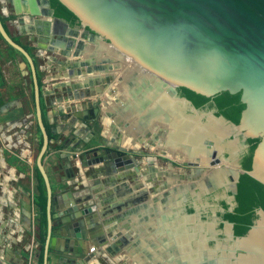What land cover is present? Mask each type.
<instances>
[{
	"label": "water",
	"instance_id": "obj_1",
	"mask_svg": "<svg viewBox=\"0 0 264 264\" xmlns=\"http://www.w3.org/2000/svg\"><path fill=\"white\" fill-rule=\"evenodd\" d=\"M16 1L19 8L20 0ZM59 1L78 18L79 27H71L55 16L49 0H22V4L26 13L32 17L46 15L51 18L50 23L44 24L43 39L67 48L76 43L77 48L80 43L76 37L80 35L83 40L96 44L104 56L99 54V59L94 61L98 63L107 59L115 80L114 84L106 86L105 89H109L113 95L105 100H113L121 106L118 118L124 121L129 102L123 96L130 94L133 97L131 105L134 107L138 102L137 112H144V115L134 127L129 125L130 120L125 123L129 125V130H125L127 137L123 136L120 144H109L102 135L98 137L92 132L90 120L94 116H86L92 110L95 114L98 112L97 102L89 100L87 105L83 101L71 104L72 111L67 110L61 115L68 119V135L79 141L70 148L72 153L67 157L77 160L80 167L88 166L87 171L91 172L93 178L102 177L96 182L99 184L102 181V186L82 192L78 190L77 193L68 186H63L53 192L42 162L50 139L42 119L40 86L34 57L11 37L0 18V37L24 57L33 84L35 118L42 136L35 162L46 189L47 234L43 246V264H47L49 245L58 252L63 264H96L92 262L93 254L87 251V243L97 242L99 247L108 244L111 224L124 217V213L119 212L108 215L113 209L120 210V203L110 204L122 193L115 195L102 189L126 179L132 174V169L134 173L140 171L141 160L135 157L136 150L129 148V145L134 142L138 144L141 137H155L153 145L159 139L156 152L165 157L169 165L172 166L175 161L194 166L189 178L198 181L196 185L200 190L196 194L203 192L205 183L212 188L218 184L212 182L211 172L221 168V164L225 165L220 170L222 178H226L229 167L232 170L235 168L239 136L243 139H257L250 169L233 171L230 186L232 193L236 194L241 173H247L264 185V0ZM43 4L46 8L42 7ZM40 23L41 21L37 22ZM86 47L87 45L84 50ZM138 77L141 81H138ZM101 83L100 79L94 78L90 86L95 84L96 88L91 86L89 91L85 90L88 87L85 82H76L72 87L74 91L84 89L80 94H93L96 89H104ZM177 88H185L207 98L221 92L240 93L239 101L244 107L240 111L238 122L228 123L223 116L217 117L227 128L220 140L232 144L235 147L233 153L228 149V155L223 156L224 148L216 149L213 135L201 138V150L205 154L203 159L196 153L185 156L184 153L190 151V146L182 142L177 144L179 151L169 153L163 147L169 117L165 118L162 125L151 120V127L142 132V119H154L164 113L157 102L161 97L179 104L182 107L181 114L195 119L199 124L215 119L208 112V119L202 122L204 114L199 113L194 106L191 108L192 112L186 113L187 103L190 101L177 95ZM10 103L1 106V113L11 111ZM81 106L87 111L83 116L78 110ZM132 111L129 108V113ZM84 128L91 131L87 139L74 132L84 131ZM229 136L232 139L226 140ZM218 155L220 157L216 164L210 162V158ZM229 162L233 165H228ZM80 167L77 169L80 170ZM56 204L60 205L57 210L59 217L54 219L52 212ZM22 207V219L30 227L31 202L28 205L22 204ZM98 207L103 210L99 212ZM255 213L256 219L243 235H233L229 231L233 223L228 220L222 222L228 229L225 243L217 240L216 246L210 247V251H220L227 263H222V257L203 260V263L264 264V209L258 207ZM53 227H57V230L52 229ZM54 238L59 239L56 245L53 244ZM219 245H222L221 248Z\"/></svg>",
	"mask_w": 264,
	"mask_h": 264
},
{
	"label": "crops",
	"instance_id": "obj_2",
	"mask_svg": "<svg viewBox=\"0 0 264 264\" xmlns=\"http://www.w3.org/2000/svg\"><path fill=\"white\" fill-rule=\"evenodd\" d=\"M16 2V0H0V18L11 37L34 57L37 66L42 119L50 139L42 162L52 191L57 192L63 186H68L77 193L78 190L82 192L102 186V181L96 184L97 180H101L102 177H98L101 179L93 178L91 172L87 171L88 166L80 167L77 160L67 157L72 153L70 148H73L79 139L68 135L69 130L66 129L68 119L61 115L67 110L72 111L71 104L73 103L80 104L83 101L87 105L89 100L97 99V91L93 94L91 92L80 94V91L71 90L70 93L68 90L74 83L90 77H99L102 73L81 70L82 72L78 74L72 70L74 73L70 74L71 70L62 66L61 62L64 59L79 62L85 58L94 61L99 59V54L102 56L104 54L100 52L96 44L88 40H85L87 49L83 54H77L75 45L69 49L51 43L47 39L45 41L37 40V38L44 37V32L39 27L42 26L43 21L50 23L51 18L46 15L32 17L26 13L22 0L18 1L19 8ZM38 21L41 23L37 24ZM51 26L52 23L50 28ZM81 39L83 40L80 35L76 37L77 41ZM64 51H66L65 54ZM88 54L90 55L87 56ZM114 81L113 79L111 84H114ZM125 98L131 100H128L129 107L128 104L126 106L128 113L123 118L127 123L130 120L129 125L134 127L144 112L138 114L139 104L136 102L134 107L131 105L133 97L130 94L124 95L123 99ZM9 102H11V111L1 113V106ZM157 102L159 106L166 109L167 105L162 98ZM79 108V114L85 115L86 108L83 106ZM129 108L133 110L131 113H129ZM120 110L121 106L113 100L111 102L105 100L102 104L104 119L101 123L104 129L102 128L103 133L99 136L103 134L110 144L119 143L123 138L112 133V130L117 127V122L108 116L112 113L118 116ZM169 110L171 113H175L173 121L177 116L182 115V107L177 103L171 105ZM151 120L159 123L156 119ZM190 120L198 123L193 118ZM141 121V128L142 125L149 124L145 120ZM150 123L152 124L151 121ZM82 125L85 126L83 123ZM129 125L118 127V129L129 130ZM96 126V122H91L92 129ZM218 126L223 125L218 124ZM212 128L213 126L210 127V130ZM74 132L85 139L91 134V131L86 128L84 131L74 130ZM219 134L218 132L217 135L220 139ZM180 135V131L173 130L168 135L167 142L175 147V144L179 143ZM41 137L35 118L33 84L28 64L18 51L10 47L0 37V264H26L31 245L33 244L35 249L39 246L36 237L32 236L31 225L29 227L28 222L22 219V210H24L22 204L28 205L31 202L32 221L35 216L33 200L38 182L35 160ZM125 137L127 136L125 135ZM133 145L131 143L129 146ZM151 149L153 150V147ZM149 161H152L154 166L153 172L151 171L153 177L159 171L164 170L155 159L149 158L146 161L143 157L140 161L141 169L136 172L134 181L123 179L108 185L107 189H102V191L106 190L115 195H118V192L122 193L121 196H116L110 204L112 206V204L120 203V210L113 209L108 215L119 212L124 213V217L123 220L111 224V236L107 237L108 244L99 247L97 242L87 243L88 253L93 254L92 262L96 264H198L192 249V237L186 226L187 218L181 228L176 211L172 207L174 200L172 196H168L164 204L161 200V193L155 191V185L146 181L149 174H142L141 170H144V166ZM77 167H80V170ZM171 169L168 167L169 172L172 171ZM167 179L169 186H172V178ZM142 192H147V195L143 197ZM145 206L146 208H144ZM59 207V204L54 207L52 212L54 219L59 217L57 211ZM101 210L103 208L98 207V211L101 212ZM52 229L57 230V227ZM57 240L59 239L54 238V245L57 244ZM35 259L37 264V254ZM47 264H63L58 252L50 245Z\"/></svg>",
	"mask_w": 264,
	"mask_h": 264
},
{
	"label": "flooded vegetation",
	"instance_id": "obj_3",
	"mask_svg": "<svg viewBox=\"0 0 264 264\" xmlns=\"http://www.w3.org/2000/svg\"><path fill=\"white\" fill-rule=\"evenodd\" d=\"M49 6L50 5V0H49ZM43 8H46L44 4L42 5ZM52 8V7H51ZM53 9V8H52ZM54 11V10H53ZM44 24L45 21H43L41 30L44 32ZM72 27V26H71ZM42 39V40H41ZM37 40L45 41L43 37L37 38ZM89 42H92L88 40ZM77 42V41H76ZM80 44L76 48V52L83 54L86 50L85 48V40H79L78 41ZM76 46V43L74 44ZM70 49V48H69ZM41 53V52H40ZM66 51H64V54ZM42 54V53H41ZM88 54L87 56H89ZM62 66L64 65L66 68L71 70V73H74L72 70L76 71V73L80 74L82 71H87V72H92V71H98L101 72L102 75L99 77H94L98 78L102 81L101 87L104 88L103 90H98V97L95 100L97 102L98 106V112L95 114L94 111H90L86 116H91L93 115L94 118L90 120V122H96V128L92 130V132L96 135L99 136V134L103 133L104 126H102V120L104 119V116L102 115V104L105 101V98H110L113 94H110L111 91L107 88L106 86L111 84V81H113L112 75L110 73L109 69V61L107 59H102L101 62L96 63L95 61L88 60L85 58L84 60H79V62L76 61H71V60H63L61 62ZM37 67V66H36ZM82 70V71H81ZM38 71V70H37ZM94 78H86L83 81L80 82H85V85L88 86L86 87L85 90H91V86H95V84H92L90 86V82L94 80ZM71 90L74 91L73 87L68 90V92L71 93ZM77 91L83 92V90L78 89ZM95 91V92H96ZM177 95L180 97H185L188 99L187 103V108H186V113L192 112L191 108L194 106L196 107L192 100L189 99L188 97L181 95L178 88L176 89ZM71 95V94H70ZM73 95V93H72ZM214 97V96H213ZM213 97H210L206 102L203 103L202 107H196L198 109L199 113H203V117L201 121H206L208 119L207 113L211 112L214 116L215 119L217 120L218 116H223L221 114H218V111L215 106L211 107L210 104L213 103ZM131 100L130 98L127 99ZM108 101V100H107ZM109 102V101H108ZM214 104V103H213ZM82 116L84 114H81ZM109 117L114 118V121L117 122V127L112 130V133H114L115 136L118 137H123L125 136V129L120 130L118 127H123L125 123L123 120L119 119L116 114H108ZM224 117V116H223ZM225 118V117H224ZM228 123H235L234 121L225 118ZM109 121V120H108ZM160 125L163 123L159 122ZM169 127V125L167 124ZM151 127V123L149 124H144L142 125V130H146L147 128ZM103 128V129H102ZM103 136V134H102ZM155 136V135H154ZM104 137V136H103ZM154 138H149V137H141L140 141L135 143L136 145L129 146V148H133L136 150V158H139L140 160L143 159V157L146 159H155L160 166L164 168L163 171H159L156 175H152L151 171L153 172V165L152 161L148 162L146 166H144V170L142 171V174H149L148 177H146V181L155 185V191L161 193V200L165 204V202L168 199V196H172L173 200V208L175 209V213L178 216L179 223L182 228V224L187 218V229L188 233L191 235V243H192V249L194 250V257L197 259L196 262H199V264H204L203 260H211L221 258V252L216 251L211 252L210 247L216 246V241L224 242V238H226V232L228 229L225 227V225L222 223L225 219V214L227 212H233L235 207H236V199H235V194L232 193L231 191V184H232V175L233 171H239V169L243 168L242 167V160L246 156V153L248 152L249 144L247 142V139H243L241 136L238 137V144L239 147L237 148V154H236V161L237 165L235 168L232 170V167H229L230 171L228 172L226 178H221V182L219 184H215L214 188L211 187L209 184H204L203 185V192L200 194H196L195 192H198L200 190V187L196 185V182H198L195 179H190L189 176H191L194 166L190 165H184L178 162L173 161L172 166L169 165L167 159L165 157L160 156L153 148L151 149L152 146H154ZM106 139V138H105ZM232 137L229 136L226 140H231ZM107 141V140H106ZM122 141V138H121ZM165 141V139H164ZM133 143V144H134ZM110 144V143H109ZM117 144H120L117 143ZM160 147V145H159ZM163 147H165L164 142H163ZM168 149L169 153H172V149L170 147H165ZM153 151V152H152ZM223 156L228 155V148H224L222 152ZM219 155L213 158H210V162L216 164L217 159H219ZM160 159H162L164 162L160 163ZM224 164H221V168H224ZM168 167H171L172 171L169 172ZM219 168L218 170H221ZM141 169V166H140ZM135 174L133 169H132V174L126 179H129L130 181H134ZM167 175H170L172 177L177 176V178H172V186H169L168 179L166 178ZM208 183V182H207ZM129 191V190H127ZM141 194L143 197L147 195V192H142ZM146 208V206L144 207ZM258 207L254 208V212L256 211ZM233 223V222H232ZM230 232L235 234L234 231V224L232 228L229 229ZM222 245H219L221 248Z\"/></svg>",
	"mask_w": 264,
	"mask_h": 264
},
{
	"label": "trees",
	"instance_id": "obj_4",
	"mask_svg": "<svg viewBox=\"0 0 264 264\" xmlns=\"http://www.w3.org/2000/svg\"><path fill=\"white\" fill-rule=\"evenodd\" d=\"M50 5L54 10V15L66 21L72 27H79L78 18L59 0H50ZM181 95H184L192 100L196 107H202L203 103L209 98L196 94L185 88H178ZM240 93L229 94L221 92L213 97L211 107L215 106L218 114L225 118L238 122L241 109L244 107L239 101ZM42 141V137H41ZM257 139H247L249 144L248 152L242 160V167L245 170L250 169L252 152L257 143ZM41 145V142H40ZM37 184L34 194V210H35V239L39 246L36 249L37 264H43V246L46 237V189L43 178L37 169ZM236 207L233 212H227L225 219L233 222L236 235H243L249 226L256 219L257 215L254 212L255 207L264 209V185L251 177L247 173H241L237 182V193L235 194Z\"/></svg>",
	"mask_w": 264,
	"mask_h": 264
},
{
	"label": "bare ground",
	"instance_id": "obj_5",
	"mask_svg": "<svg viewBox=\"0 0 264 264\" xmlns=\"http://www.w3.org/2000/svg\"><path fill=\"white\" fill-rule=\"evenodd\" d=\"M127 74H128V72H127ZM138 81H141L140 77H138ZM161 98L165 101V104L167 105L166 109L165 108L163 109L160 106L164 112L163 114H165L166 116L163 114H160L158 117H155L154 119H156L157 121H159L161 123H165L164 122L165 119H163V117H165V118L169 117L170 118V121L167 122L169 127H168L167 135L165 136L164 145H165V147H168V148L170 147V149H172V153H176L177 151H179V149L177 147L178 143H176L175 147H174V146L170 145V142H167L168 135H170V133L173 132V130H175L176 132L180 131V134H181L180 136L182 138L179 137V142L187 143L190 146V151L184 153L185 156L194 155L196 153L197 155H199L203 159V157H205V154L201 150L200 142H201V138L206 136V135H213L215 137V146H216L217 150H221V148L223 147V148H228L232 153L234 152L235 147L232 146V144L223 143L218 138V135H217L218 132L220 133L219 134L220 137H222V135L225 134V132H227V128L225 126H220V127L218 126V124H221L220 121L209 119L204 124H199V123L196 124V122H193L188 117L183 116V118H182V115L177 116L176 120L173 121L175 113L174 114L171 113L169 109H170L171 105L175 104V102L167 101V99H164L163 97H161ZM137 104H138V102H137ZM168 104H170V105H168ZM142 120H145L149 123L151 121V119H149V118L148 119L144 118ZM211 126H213V128L210 130ZM181 139H183L184 141ZM228 165L232 166L233 164H231L229 162ZM211 178H212L213 183L219 184L221 182L222 172L218 169L213 170L211 172ZM221 261H222V263H227L226 259L223 257L221 258Z\"/></svg>",
	"mask_w": 264,
	"mask_h": 264
},
{
	"label": "built area",
	"instance_id": "obj_6",
	"mask_svg": "<svg viewBox=\"0 0 264 264\" xmlns=\"http://www.w3.org/2000/svg\"><path fill=\"white\" fill-rule=\"evenodd\" d=\"M34 218H35V216H33L32 225H31V232H32L33 238L35 237ZM91 249L93 250L94 248L92 247ZM35 255H36V249H35V247L32 244L31 248L28 251L27 263L26 264H36Z\"/></svg>",
	"mask_w": 264,
	"mask_h": 264
},
{
	"label": "rangeland",
	"instance_id": "obj_7",
	"mask_svg": "<svg viewBox=\"0 0 264 264\" xmlns=\"http://www.w3.org/2000/svg\"><path fill=\"white\" fill-rule=\"evenodd\" d=\"M158 140H159V139H158ZM158 140L156 141L155 145L152 146V147L155 148V149H156V147L158 146V143H159ZM155 151H156V150H155ZM152 152H153V151H152ZM159 161H160V163H163V162H164L162 159H160ZM166 177H167V178H177V176L172 177V176H170V175H167Z\"/></svg>",
	"mask_w": 264,
	"mask_h": 264
}]
</instances>
